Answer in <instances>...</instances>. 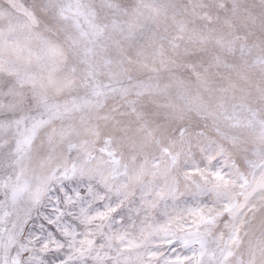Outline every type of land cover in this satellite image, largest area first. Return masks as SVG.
<instances>
[{
    "label": "snow or ice",
    "instance_id": "snow-or-ice-1",
    "mask_svg": "<svg viewBox=\"0 0 264 264\" xmlns=\"http://www.w3.org/2000/svg\"><path fill=\"white\" fill-rule=\"evenodd\" d=\"M0 264H264V0H0Z\"/></svg>",
    "mask_w": 264,
    "mask_h": 264
}]
</instances>
